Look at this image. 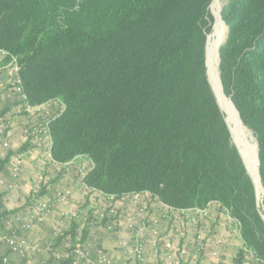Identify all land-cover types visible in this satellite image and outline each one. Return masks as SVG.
<instances>
[{"label":"trees","instance_id":"trees-1","mask_svg":"<svg viewBox=\"0 0 264 264\" xmlns=\"http://www.w3.org/2000/svg\"><path fill=\"white\" fill-rule=\"evenodd\" d=\"M211 2L0 0V49L17 57L29 104L65 106L49 122L54 160L87 154L84 182L107 194L146 191L177 209L219 202L264 262L255 187L208 79ZM220 16L222 91L256 138L264 190V0H226ZM75 228L56 264L74 263L87 234L77 239Z\"/></svg>","mask_w":264,"mask_h":264},{"label":"crops","instance_id":"crops-1","mask_svg":"<svg viewBox=\"0 0 264 264\" xmlns=\"http://www.w3.org/2000/svg\"><path fill=\"white\" fill-rule=\"evenodd\" d=\"M39 122L36 114L28 115L17 104L7 103L0 90V264L46 263L52 259V254L45 250L50 242L54 243V253L59 260L67 257L73 239L66 233L73 214L81 206L91 207L93 193L79 178L72 174L67 176L65 162H53L46 146L27 135ZM4 141L11 145L10 149L4 147ZM19 147L24 149L20 155L21 172L14 177L13 150ZM132 197H127L125 203L119 198L112 200L118 214L108 220L110 226L97 225L93 235L86 236L78 244L89 262L70 254L73 264L124 263L137 225L144 226L141 237L143 264L233 263L242 240L235 221L226 213L211 208L203 219L207 224L201 223L199 215L189 208L168 216L152 210L153 204H150L147 211L134 213ZM147 197L146 193L139 194L140 202L147 203ZM45 202L51 205L40 220L39 205ZM193 218L199 222L195 226L198 231L192 230ZM169 228L171 235L164 234ZM13 234L23 241L20 251L11 250L1 240ZM198 237L202 248L196 246ZM241 264L250 262L245 257Z\"/></svg>","mask_w":264,"mask_h":264},{"label":"built area","instance_id":"built-area-1","mask_svg":"<svg viewBox=\"0 0 264 264\" xmlns=\"http://www.w3.org/2000/svg\"><path fill=\"white\" fill-rule=\"evenodd\" d=\"M76 2H79L80 0H75ZM20 65L17 61V57L10 52L0 49V90L2 94V98L5 99L7 103L17 104L26 114L33 115L36 114L39 117V124H37L34 127H31L29 131L27 132V135L34 139L37 143H43L46 146L48 156L53 162H58L52 158L51 155V134L49 131V122L60 115L62 111L64 110V104L61 103L58 98H51L48 99L40 104L37 105H31L27 101L26 95L23 91L22 84H21V78L19 74ZM1 132V128H0ZM3 145L5 148L10 149L11 145L4 141ZM20 148V147H19ZM19 148L16 150H13V154H15L13 159V166H12V173L14 177H18L21 172V153L19 152ZM66 174L69 176V174H72L73 177L76 179L79 178L82 183L87 187L92 196V202L90 203L91 207L84 208L80 207L77 209V211L73 214L72 222L76 224L75 228V236L78 239L82 232L85 231L87 234L86 236H91L95 232L97 225H103V226H110L108 224V220L111 217L117 216L116 210L112 206V200L114 198H119L124 203L126 202L127 197H131V200H133V212H141V211H147V207H150V204L152 205V210L156 211L157 213H161L162 215H175L176 211H179L180 209L174 208L172 206H169L168 204H165L162 202L157 196L151 194L150 192L142 191V192H132V193H124L121 195H112L107 194L99 189L93 188L88 186L84 182L85 176L88 174V172L93 167V161L87 154H79L73 157L71 160L66 161ZM146 193L147 200L143 203L140 202L139 194ZM131 194V195H129ZM58 197H62L60 193H57ZM149 199V200H148ZM211 204H214L215 206H211ZM51 205V202H45L39 205V211H38V218L41 220L45 214V211H47L48 207ZM258 205V204H257ZM211 208H214L216 210L219 209L221 212L226 213L229 217H231L227 210L221 207L219 202L212 201L209 202L204 207H193L189 208L194 211L195 215H199L198 220H202L201 223L204 222V224H207L208 222L203 220L204 216L211 210ZM133 215V214H132ZM106 217L108 220L105 222H101L102 219ZM228 217V218H229ZM232 218V217H231ZM128 219H131V216L128 217ZM196 218H193L194 220L193 224V231H198L196 229V224L199 223L198 220H195ZM233 220L236 223V231L239 235L238 231V223L233 218ZM196 226V227H195ZM136 230H134L133 238L134 240L131 242V248L127 255L126 261L122 264H143L142 263V252H143V245H142V229H144L143 225H137ZM207 229V227H205ZM172 229H167L168 232H165L164 234H169ZM171 235V233H170ZM169 235V237H170ZM166 236V235H165ZM240 236V235H239ZM199 239V237H198ZM1 240H4L5 243L8 245V247L11 250L20 251L23 247V241L18 239V236L11 235V236H4L1 238ZM79 244V243H78ZM78 244L75 245L74 249L70 252L72 255H76L77 257H80L85 262H89L88 258L84 257V253L82 250L78 247ZM71 245H73V241L71 242ZM196 246L198 248H202V242L196 241ZM244 252L243 259L246 257L248 258V261L250 264H264L262 260H260L254 252L247 248L246 246H241V248ZM45 250L52 254V262L53 264H56L59 260V257L56 253H54V243L50 242L46 245ZM242 259V260H243ZM44 264V263H43ZM51 264V263H50Z\"/></svg>","mask_w":264,"mask_h":264},{"label":"bare ground","instance_id":"bare-ground-1","mask_svg":"<svg viewBox=\"0 0 264 264\" xmlns=\"http://www.w3.org/2000/svg\"><path fill=\"white\" fill-rule=\"evenodd\" d=\"M213 1V10L214 14L212 13L214 19H215V36L216 38L207 46L206 48V60H207V73L209 77V81L211 83L212 89L214 91V94L216 96L217 102L222 110V112L228 116L231 120V127L230 132L232 135L238 134L242 130H246L244 125L241 123L239 119V114L236 108H234L231 103V101L226 98L222 92V88L220 86L221 83H219V74L217 69V48L219 43L224 38V30L226 31L225 24L223 25L222 19L220 20L221 16L219 15V8L221 5V0H212ZM234 137V136H233ZM255 139V138H254ZM255 148H256V156H249L250 162L247 165V170L255 173L256 172V159H257V145L255 140ZM257 170H258V164H257ZM259 175V174H258ZM260 181V179H259ZM261 185V183H260ZM262 188V187H261Z\"/></svg>","mask_w":264,"mask_h":264},{"label":"rangeland","instance_id":"rangeland-1","mask_svg":"<svg viewBox=\"0 0 264 264\" xmlns=\"http://www.w3.org/2000/svg\"><path fill=\"white\" fill-rule=\"evenodd\" d=\"M226 2V0H221V3H225ZM209 11H210V13L212 14H214V10H213V1L211 2V8H210V6H209ZM215 15V14H214ZM220 20H221V18H220ZM222 21V20H221ZM224 21H222V23H223ZM225 23H223V25H224ZM225 26H227L226 24H225ZM228 27V26H227ZM215 28V27H214ZM214 33H215V30H214ZM213 33V36L212 37H210V39H209V41H208V43H207V45H209L215 38H216V36H215V34ZM224 33H225V30H224ZM228 35V34H227ZM221 46V45H220ZM219 50V49H218ZM218 56H219V54H218ZM219 60V58H217V61ZM217 69H218V64H217ZM218 74H219V72H218ZM208 79H209V77H208ZM220 79V78H219ZM210 82V81H209ZM219 83H220V81H219ZM211 84V83H210ZM220 86H221V84H220ZM212 87V86H211ZM222 88V87H221ZM222 90V89H221ZM214 92V91H213ZM223 92V91H222ZM224 94V93H223ZM224 96L226 97V98H228L229 100H230V98L229 97H227L225 94H224ZM59 100V99H58ZM60 101V100H59ZM231 101V100H230ZM61 102V101H60ZM62 103V102H61ZM231 103H232V101H231ZM234 105V104H233ZM220 107V106H219ZM235 107V106H234ZM64 108H65V106H64ZM221 109V108H220ZM224 114V113H223ZM239 117V116H238ZM224 118H225V120H226V122H227V124H228V126H229V129H230V127H231V120H230V118L228 117V116H226L225 114H224ZM239 119H240V117H239ZM240 121H241V119H240ZM241 123H242V121H241ZM243 125H244V123H242ZM244 127L246 128V130L244 131V130H242V131H240L238 134H235V135H232L231 134V138H232V142L234 143V145L236 146V148H237V150H238V152H239V154H240V156H241V158H242V160H243V162H244V164H245V167H246V169H247V165L249 164V162H250V158H249V156H254V154H255V156H256V148H255V136L252 134V131L247 127V126H245L244 125ZM231 133V132H230ZM234 136V137H233ZM256 162H257V159H256ZM247 172H248V174H249V176H250V178H251V180H252V182H253V184H254V187H255V192H256V201H257V208H258V210H259V213H260V215H261V217H262V219L264 220V190H263V188H261V185H260V181H259V175H258V170H257V164H256V172L255 173H253V172H251V171H249V170H247Z\"/></svg>","mask_w":264,"mask_h":264},{"label":"water","instance_id":"water-1","mask_svg":"<svg viewBox=\"0 0 264 264\" xmlns=\"http://www.w3.org/2000/svg\"><path fill=\"white\" fill-rule=\"evenodd\" d=\"M223 5H224V3H221L220 8H219V15H220V12H221V9H222ZM222 21H223V20H222ZM227 34H228V27L226 26V31H225L224 38H223L222 41L219 43L218 48H217V56H218V49H219L220 45L223 44L224 41L226 40V38H227ZM218 63H219V60L217 61V64H218ZM225 121H226V120H225ZM226 123H227V122H226ZM227 125H228V124H227ZM228 128H229V126H228ZM229 130H230V129H229ZM255 140H256V138H255ZM256 145H257V141H256ZM257 164H259V162H258V145H257ZM259 179H260V177H259ZM261 187H262V186H261Z\"/></svg>","mask_w":264,"mask_h":264}]
</instances>
